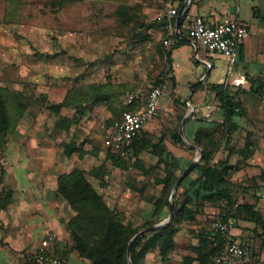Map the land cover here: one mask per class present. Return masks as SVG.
<instances>
[{"label": "rangeland", "instance_id": "374dc122", "mask_svg": "<svg viewBox=\"0 0 264 264\" xmlns=\"http://www.w3.org/2000/svg\"><path fill=\"white\" fill-rule=\"evenodd\" d=\"M153 1L0 0V90L15 124L14 149L20 133H36L40 147H47L46 154L39 155L40 165L58 174L57 188L61 174L86 171L107 211L138 229L169 219L166 200L174 203L175 210L177 201L179 209L187 198L182 186L178 185L171 197L175 184L165 188L161 183L166 170L155 147L160 138L165 135L169 141L175 180L201 156L198 148L189 149V142L175 145L170 139L175 129L183 134L184 118L174 101L172 82L166 76L169 61L162 44L163 26L155 18V9L148 10ZM181 52L177 60L186 63L187 53ZM213 55L215 66L209 80L217 82L216 77H224L227 57ZM198 65L194 56L180 69L174 67V72L184 68L187 73L179 79L182 87H187L185 80H201L191 72ZM255 65L259 67L258 63ZM157 85L162 86L163 96L178 113L158 112L157 124L145 138L130 148L123 159H113L114 151L108 142L110 122L125 111L129 94L136 93L141 98ZM189 91L187 87L183 95ZM187 113L192 115L189 108ZM74 116L77 124L68 130L60 128V119ZM193 127L195 122L187 124V130ZM73 142L76 150L67 156L63 149ZM189 174L196 176L194 171ZM233 191L236 201L232 203L188 204L196 209V220L179 223L172 252L163 258L157 248L147 253L142 263L197 264L201 229L214 232L213 224L221 220L223 213L230 209L235 216V209L243 203L240 197L246 192L241 186ZM55 194L68 204L59 190ZM74 217L75 214L67 221L66 216L61 218L71 244L67 225ZM231 220L235 227L247 231V227H242L243 219ZM252 249L259 256L252 264H261V252Z\"/></svg>", "mask_w": 264, "mask_h": 264}, {"label": "crops", "instance_id": "0c3cea01", "mask_svg": "<svg viewBox=\"0 0 264 264\" xmlns=\"http://www.w3.org/2000/svg\"><path fill=\"white\" fill-rule=\"evenodd\" d=\"M151 3L148 10L155 9V18L160 20L168 15L169 9L176 8L178 11L171 17V21L175 25V35L186 42L172 49L171 66L168 67L166 76L172 82L175 103L177 100H187V104L190 105L192 115L186 113L181 125L184 131L182 133L190 146L202 150L192 143L200 127L224 123L223 111L216 94L207 84H222L226 79H242L239 86L232 85V88L241 89L244 112L237 117V130L231 135L222 136L215 162L230 157V162L237 166L232 177L233 188L238 189L241 186L246 194H241L240 200L253 205L254 210L259 212L264 220V108L263 96H258L254 90L261 85L264 92V0H248L247 3H243L242 0H154ZM183 5L186 7V13L178 29V18ZM237 6L241 9L239 17L249 32L241 44L236 70L227 76V59L224 77L219 75L215 78L217 82L210 81L215 66L213 60L215 53H209L205 47L191 39L187 29L196 16L214 22L228 13L234 14ZM162 31L164 39L165 27ZM162 44L166 49L163 40ZM256 46L260 48L256 50ZM182 50L187 53L188 60L196 57L199 65L194 68L195 70L189 71L195 72L201 79L197 82L185 80L190 89L186 96L183 93L187 87L184 84L182 87L179 79L181 75L185 76L187 73L183 72L184 68L174 72V67L180 69L182 64H188V60L186 63L177 60ZM255 63H258L259 67ZM145 104L146 95H142L131 106L142 109ZM165 110L178 113L175 105L162 96L159 113ZM157 119L158 117L151 119L145 125V129L151 130L157 124ZM191 121L195 122V127L187 130V124ZM13 138L14 135L1 153L0 159V264H34L37 247L51 232L57 233V239L54 240L52 247L56 252H63L70 263L93 264L91 260L81 257L72 249L71 242L68 241L70 234L61 218L64 215L67 221L76 212L69 203L66 204L55 194L58 174L40 165L39 155L46 154L47 147H40L36 133H20L16 149L12 144ZM166 143L169 146L168 140ZM181 163H184L182 157ZM3 188L12 191V199L5 206L2 205L1 199ZM242 221L244 222L242 227H247V231L235 227L232 230L233 238L260 251L261 264H264V231L253 220Z\"/></svg>", "mask_w": 264, "mask_h": 264}, {"label": "trees", "instance_id": "16d2710c", "mask_svg": "<svg viewBox=\"0 0 264 264\" xmlns=\"http://www.w3.org/2000/svg\"><path fill=\"white\" fill-rule=\"evenodd\" d=\"M160 22L165 27L168 17H163ZM185 42L184 39L177 37L175 34L172 36L171 46L165 49L169 67L171 66L172 49ZM207 86L216 94L223 111L224 123L209 127L202 126L197 130L192 143L202 148L203 155L190 171H194L196 176H189V172L178 186L184 188L185 197H187L186 202H183L182 208L177 209V201L174 216L170 221L137 237L131 245L130 254H128V248L132 238L141 230L152 225L138 229L130 222L115 218L112 212L107 211L101 202L100 195L86 176V171L74 170L71 173L59 176L57 190L71 205L72 209L76 211L75 217L67 227H69L72 237L71 247L81 257L91 260L93 264H130V262L132 264H143L142 259L146 254L158 248L160 255L166 258L175 248V236L180 229L179 223L196 220V209L192 210L188 207V204H195L196 202L198 204L201 202L217 204L226 201L227 203L236 201L232 177L237 170V166L230 162L229 156L215 162V155L220 149L222 136L231 135L238 128L237 117L243 115L244 112L243 100L240 96L242 91L237 88L233 89L232 86L224 83L207 84ZM254 90L258 96L264 95L261 85ZM177 108L179 109V114L184 118L189 108L187 100H177ZM78 109L79 114H81L80 107ZM136 109L137 107L127 104L125 110ZM122 113L112 119L109 127L112 126L115 120L120 118ZM77 121L75 116L71 119L64 117L59 120V125L60 128L68 130L72 124H77ZM13 125L15 124L9 113L8 103L0 90V159L1 153L7 148L14 135ZM147 132L148 130L144 128L140 134L135 136L130 141L129 149L137 146L138 142L148 134ZM170 139L175 145L188 144L179 128L172 132ZM228 140H230L229 136ZM75 144L76 142L69 143L63 149L67 156L75 152ZM155 147L158 151L159 162L164 164L166 170L165 178H163L161 183L164 184L165 188L170 187L176 183L179 177L176 180L174 178L173 164L169 161L172 152L168 148L165 135L160 138ZM189 149L192 150L195 147L190 146ZM135 154H138L137 149H135ZM112 157L115 160L123 159V156L116 151H114ZM1 199L2 205L5 206L12 199V191L3 188L1 190ZM165 204L170 210L169 199L166 200ZM239 205L235 209V216L231 214L229 209L223 213L220 219L229 221L237 217L243 220H253L264 231V220L260 213L254 210L253 205L249 203H241ZM201 230L200 244L196 247L197 256L195 259L198 262L197 264H211L212 258L224 251L226 240H224L222 235L211 231L210 228H202Z\"/></svg>", "mask_w": 264, "mask_h": 264}, {"label": "built area", "instance_id": "2783aa9c", "mask_svg": "<svg viewBox=\"0 0 264 264\" xmlns=\"http://www.w3.org/2000/svg\"><path fill=\"white\" fill-rule=\"evenodd\" d=\"M240 10V6H237L234 14L228 13L214 22L202 16H196L187 29L188 36L197 44H202L209 53H218L227 57V76L235 72L241 44L249 32L247 26L239 17ZM177 12L176 8L168 11V22L165 25L166 35L163 39V43L167 48L171 46L172 36L176 34L171 17L176 15ZM241 81L242 79H226L223 83L229 86H239ZM162 96L163 88L161 85L151 87L146 94L144 108L125 110L120 118L114 121L108 134L109 145L114 151L121 156L127 155L130 141L140 134L145 125L158 114ZM138 97L139 95L136 93L129 94L126 98V104H133ZM213 227L214 233L222 235L226 240V246L221 254L212 258L211 264H250L258 260L259 256L251 247L233 238L232 230L235 228L233 220H218L213 224ZM56 239L57 233L51 232L41 240L35 251L34 264H72L63 252H56L52 247Z\"/></svg>", "mask_w": 264, "mask_h": 264}, {"label": "water", "instance_id": "95a60500", "mask_svg": "<svg viewBox=\"0 0 264 264\" xmlns=\"http://www.w3.org/2000/svg\"><path fill=\"white\" fill-rule=\"evenodd\" d=\"M185 13H186V7H185V5H183L182 6V8H181V12H180V15H179V18H178V29L180 28V25H181V20L184 18V16H185ZM179 35V34H178ZM198 148V147H197ZM201 151V156L203 155V152H202V150H200ZM201 156L199 157V158H197V159H195L184 171H183V173L180 175V177H179V179L176 181V183H175V185H174V188H173V191H172V194H171V197H173L174 196V192H175V189H176V187L180 184V182L185 178V176L195 167V165L198 163V161L201 159ZM173 215H174V203L171 201V203H170V217H169V219L166 221V222H162V223H159V224H156V225H152V226H150V227H148V228H145V229H143V230H141L140 232H138L133 238H132V240L130 241V244H129V248H128V254H130V249H131V245H132V243H133V241L137 238V237H139V236H142V235H144V234H146V233H148V232H150V231H152V230H154V229H156V228H158V227H160V226H162V225H164L165 223H167L168 221H170L171 219H172V217H173ZM130 264H132L131 262H130Z\"/></svg>", "mask_w": 264, "mask_h": 264}]
</instances>
